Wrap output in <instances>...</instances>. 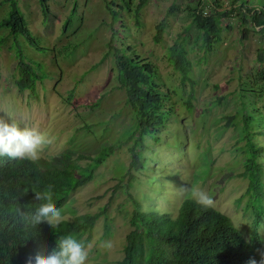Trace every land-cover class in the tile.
Masks as SVG:
<instances>
[{
  "label": "rangeland",
  "instance_id": "rangeland-1",
  "mask_svg": "<svg viewBox=\"0 0 264 264\" xmlns=\"http://www.w3.org/2000/svg\"><path fill=\"white\" fill-rule=\"evenodd\" d=\"M139 1L47 0V9L39 0H18L27 27L43 48L0 28V117L35 127L50 140L38 163L86 164L79 155L115 145L94 177L58 208L66 219L96 215L91 231L82 236L91 245L87 264H115L123 257L133 197L141 198V208L175 216L187 190L202 189L247 240L251 234L247 156L251 142L264 147V32L247 25L244 35L245 26L236 18L223 17L221 39L209 50L201 46L200 31L191 23L188 6L196 0H146L135 12ZM214 1L219 10L233 3ZM171 7L157 42L156 25ZM9 8L7 2L0 4V20ZM183 38L192 65L185 83L166 59L168 48ZM115 47L130 48L151 61L172 110L158 139H144L149 166L129 189L127 177L121 183L119 178L129 168L138 117L119 86ZM17 52L22 53L21 64ZM192 85L190 109L186 102ZM257 161L264 182V152ZM144 192L155 198L143 199ZM259 231L264 236V218ZM107 240L114 244L111 251L101 247Z\"/></svg>",
  "mask_w": 264,
  "mask_h": 264
},
{
  "label": "trees",
  "instance_id": "trees-1",
  "mask_svg": "<svg viewBox=\"0 0 264 264\" xmlns=\"http://www.w3.org/2000/svg\"><path fill=\"white\" fill-rule=\"evenodd\" d=\"M39 1L48 9L47 0ZM248 1L233 0L230 8L220 10V6H216L217 2L213 3L212 0H196L193 6H188L191 23L200 31L201 46L210 50L213 44L221 39L220 19L223 17L236 18L243 27L245 26L244 35L249 31L247 25L264 32V0H259L258 4L253 5L248 4ZM5 2L10 8L7 15L0 20V28H7L15 38L22 34L37 48H43L27 27L18 0H0V4ZM145 3L146 0L139 1L135 12H140ZM107 6L116 15L108 1ZM207 8H210V12L206 11ZM171 11L173 7L169 8L164 18L156 25L154 39L157 42L162 38L166 18ZM70 18L71 16L67 20ZM111 43L112 41L109 42L110 45ZM184 43V38L174 42L166 55L167 61L179 71L182 83L189 80L192 66ZM115 49L119 86L125 89L127 102L138 117L137 135L129 147V168L127 173L119 178L121 183L127 177L126 186L129 189L140 183L137 181L141 178L140 172L149 166L147 156L143 154L146 149L144 139H158V133L166 125L172 110L167 105L165 92L155 80V67L151 61L140 58L139 54L132 53L130 48ZM128 49L131 53H128ZM18 52V62L21 64L22 53ZM262 57L261 52L260 58ZM194 95L192 85L186 102L190 109ZM247 122L248 119L246 124ZM250 146L251 150L247 156L249 183L246 194L253 218L249 240L228 215L214 206L204 208L190 196L182 199L175 216L168 212L141 208V198L133 197L134 209L129 217L131 228L126 234L124 255L115 264H248L250 259H255L259 264L260 252L264 251V236L259 231L264 218V182L260 179L261 165L257 157L264 152V147L252 142ZM114 151L115 145L109 144L103 146L95 155H79L80 158L88 160L86 164L71 160L64 165L42 166L38 161L0 157V264H27L28 259L34 258L37 252L48 255L58 250V240L69 235L86 243L87 238L83 239L82 236L94 226L95 214L82 213L74 219L65 218L55 229L46 222L33 227L29 214L41 203L34 199V192L43 191L48 185H52L53 202L57 208L63 206L70 194L90 181L97 167ZM120 183H116V187ZM142 198L153 200L155 196L144 192ZM149 208L154 206L150 205ZM17 209L25 215H21Z\"/></svg>",
  "mask_w": 264,
  "mask_h": 264
},
{
  "label": "clouds",
  "instance_id": "clouds-1",
  "mask_svg": "<svg viewBox=\"0 0 264 264\" xmlns=\"http://www.w3.org/2000/svg\"><path fill=\"white\" fill-rule=\"evenodd\" d=\"M50 143V140L37 128L21 126L16 120L0 117V157L6 156L12 160H29L36 162L40 158L42 147ZM53 186L48 185L43 191L34 192V199L41 201L36 210L29 214L30 223L37 227L41 223L49 224L53 229L63 221L64 216L53 202ZM187 194L196 203L204 208L214 206L213 198L202 189L190 188ZM21 215H25L20 209ZM101 247L111 251L114 244L111 240L103 241ZM91 251V245H85L69 235L58 240V250L48 255L37 252L30 257L27 264H87ZM259 264H264V251L260 252ZM248 264H257L255 259H250Z\"/></svg>",
  "mask_w": 264,
  "mask_h": 264
}]
</instances>
